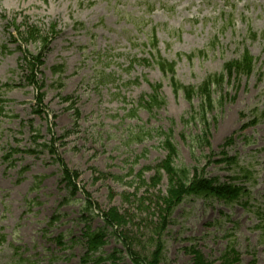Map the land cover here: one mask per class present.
Returning <instances> with one entry per match:
<instances>
[{"label":"rangeland","instance_id":"rangeland-1","mask_svg":"<svg viewBox=\"0 0 264 264\" xmlns=\"http://www.w3.org/2000/svg\"><path fill=\"white\" fill-rule=\"evenodd\" d=\"M248 25L263 36L246 40ZM151 29L183 84H199L244 49L254 74L232 79L225 100L205 113V102L176 95L153 63L145 46ZM40 36L48 45L35 42ZM200 50L207 52L179 58ZM25 53L42 54L34 68L42 88L26 80L28 64L20 70ZM6 83L0 264H81L85 226L106 228L101 214L112 211L123 221L103 239L100 255L115 256L105 264H134L131 240L143 258L159 240L160 264H192V250L221 264L229 246L235 264H264V0H0V87ZM159 84L163 103L140 107ZM13 147L19 152L9 166L3 153ZM163 161L199 180L245 186L249 205L184 195L167 217ZM69 175L77 177L74 195L62 182ZM86 199L95 215H82ZM159 223L164 229L151 237Z\"/></svg>","mask_w":264,"mask_h":264},{"label":"trees","instance_id":"trees-1","mask_svg":"<svg viewBox=\"0 0 264 264\" xmlns=\"http://www.w3.org/2000/svg\"><path fill=\"white\" fill-rule=\"evenodd\" d=\"M33 31L35 34L40 33L39 35H42L41 31L37 28H33ZM37 41L40 44L48 45L47 42H49V39H47L46 36H40L37 39H35V42ZM151 46L153 47V49H156L157 41L153 42ZM201 53L203 54V52ZM41 57L42 54L37 56H32V59H30L28 58V54H26V58L23 59L20 64L21 71H24L25 68L27 69L25 65L28 64V67L30 68V72L26 80L28 81V83H31L32 85L38 84L37 85L38 88H42L43 84H40L39 81L37 80L36 74L34 73V68L35 66H38L41 63L40 60ZM189 58L191 59L192 56H189ZM154 61L164 74L171 75L170 77L172 83L171 85L173 86V89L174 91H176V93L183 92L189 101H191L195 95L201 96V100L205 102V105L207 106L202 109V111L205 113L207 112V109L211 110L214 107L216 101L218 103H221L222 101L225 100L224 98L225 96H227L228 90H224L225 89L224 87L232 82L231 75L235 72L233 70L242 69L240 71L250 72L252 66L251 65L252 58L249 56V53L246 52L240 60L226 63L224 67L225 70L224 72L213 73L208 75L202 84L195 87L191 85L190 86L182 85L180 82H177L175 80V62L168 61L167 59L161 57L160 55H157L154 58ZM54 73H58V74L63 73V67H58L54 69ZM234 80L236 81V79ZM224 91H226L225 94H223ZM215 95H217V98L215 97ZM39 101H40V97H39ZM159 103H163V98L158 93L157 87H153V93L150 94L147 97V99L143 98L140 99V101L138 102L140 107L148 108V109L151 107H157ZM164 137L166 139L168 138L166 135H164ZM33 138L35 139V141L39 139L38 131L35 133ZM42 146L44 150H47L50 154H52V156L56 155L55 149L51 144L43 143ZM18 151L19 150L16 148H11L5 154V158L9 161H13V159L11 158ZM28 152L32 153L34 152V150H30ZM172 152L175 151L173 150ZM55 159L56 161L60 162L59 157H56ZM162 167L164 168L165 172L168 174L169 177V188H168L169 196L163 198L164 203L167 205L165 209L167 217L170 216L172 208L180 203L184 195L195 194L197 196L204 198H216L227 204L239 203L243 206L249 205L250 192L245 186H242L233 181L220 182L218 180L216 182L217 180L216 178H212L211 180H207L206 178H204L203 180H199V174H197L195 171L194 174L192 175L190 170L186 169V167L173 168L168 163V161H163ZM64 170L67 169L64 168ZM76 178L71 177L70 175L66 178L65 177L62 178V182L65 183L66 188L70 191L72 195H74L77 190ZM94 205H95L94 203L86 199L83 205L82 215H85L86 213L94 215L93 213ZM101 215L105 220L107 226L106 228L103 227L98 229H92L90 225H87L85 226V229L82 233L83 238H81L82 239L81 241L85 246L86 252L81 259V264H105L104 262L106 261H110V260L113 262L115 261L114 254L103 257L100 255L99 251L101 247L104 245L105 241L103 239H105V237L107 236L108 230L111 229L112 227L118 226V224L122 223L123 220L122 218H119L116 215L115 211H112L107 214L102 213ZM164 227L165 226H163V223H159L158 225L154 226V228H152L151 231L152 232L151 237L160 235ZM114 232H116V229H114ZM126 239L128 241V238ZM151 244L152 246L156 245V248L154 247L153 250H151V252L148 251L149 253L146 254L149 255L143 258L138 252L139 250L136 251V247L134 246L132 240L130 241V243L128 244V251H129V255L133 259L134 264H160L161 260L163 259L161 257L162 244L159 240L157 243L153 242ZM192 253L194 255L192 264H210L204 259L200 251L192 250ZM221 260H222L221 264H235L237 261H239L238 252L235 250L234 247L229 246L221 256Z\"/></svg>","mask_w":264,"mask_h":264}]
</instances>
